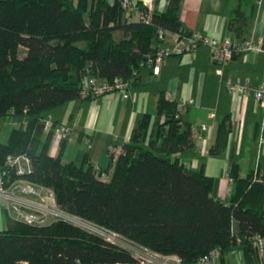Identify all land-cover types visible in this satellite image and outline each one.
I'll return each mask as SVG.
<instances>
[{"label": "trees", "instance_id": "1", "mask_svg": "<svg viewBox=\"0 0 264 264\" xmlns=\"http://www.w3.org/2000/svg\"><path fill=\"white\" fill-rule=\"evenodd\" d=\"M85 8L83 0H0V116L27 118L0 141V167L6 155L26 154V179L50 188L61 210L159 255H175L180 264L195 263L212 248L222 261L235 247L243 264H264L248 239L264 236V177L257 180L256 167L239 177L234 163L227 201L212 195L203 166L192 169L172 157L190 145V132L180 127L177 102L162 92L153 113L135 118L120 152L99 168L106 180L85 156L78 164L61 162L64 141L50 155L53 128L42 130L43 114L79 98L85 73L130 78L133 70L150 68L145 55L160 43L158 29L181 33L178 0L147 22L130 19L119 0H90L87 22ZM244 17L239 5L231 10L233 42L243 39ZM228 132L223 119L208 153L224 150ZM115 263L139 264L127 248L62 220L29 225L6 217L0 230V264Z\"/></svg>", "mask_w": 264, "mask_h": 264}, {"label": "crops", "instance_id": "2", "mask_svg": "<svg viewBox=\"0 0 264 264\" xmlns=\"http://www.w3.org/2000/svg\"><path fill=\"white\" fill-rule=\"evenodd\" d=\"M168 1L153 0V11H164ZM83 2L86 8L82 16L87 22L90 0ZM129 2L134 10L140 7V0ZM237 5L245 16L241 23L242 38L255 42L259 39L261 51L239 52L228 62L218 64L210 48L199 45L180 55L163 58L156 73L150 68L140 69L127 97L105 93L93 99L77 98L44 112L45 118L71 126L60 161L78 164L85 156L92 166L106 169L109 165L107 145L121 148L128 140L135 118L146 112L152 114L157 95L162 92L165 98L177 103L192 100L179 112L180 127L188 126L191 143L174 156L192 169L203 166V172L213 179L212 195L227 201L230 169L234 163L239 177H244L254 167L258 170L257 180L264 177V105L251 94L233 93L225 85L226 81L248 82L253 87L264 84V0H178V17L184 33L199 32L218 41L223 38L235 41L238 38L235 39L227 22ZM171 44L170 34L156 46ZM21 118L26 117H18ZM223 119L229 124L225 148L220 153H208L214 143L216 127ZM83 138L88 139L89 146ZM56 150L51 145L50 152L55 154ZM262 207L264 209V198ZM232 250L223 254L222 261L218 259L213 264H238L240 249ZM145 251L150 255L149 250Z\"/></svg>", "mask_w": 264, "mask_h": 264}, {"label": "built area", "instance_id": "3", "mask_svg": "<svg viewBox=\"0 0 264 264\" xmlns=\"http://www.w3.org/2000/svg\"><path fill=\"white\" fill-rule=\"evenodd\" d=\"M123 10H131V17L134 20L149 21L153 12V0H140L141 9H132L129 0H119ZM137 13V14H134ZM172 36V44L170 46H156L151 54L145 55L146 64L150 66L151 72H157L159 62L168 56L180 55L191 51L199 45L208 46L212 53V58L218 64H223L232 59L233 55L244 51H261L257 41L242 39L239 42H233L227 38L216 40L209 38L199 32L180 34L170 33L163 29L157 30L159 42L165 40L170 35ZM159 44V43H158ZM264 54V50L262 51ZM143 67V66H141ZM136 76V70H133L130 78H121L119 76L112 77L109 80L99 79L95 76L85 73L79 85V98L88 99L96 98L105 93H119L122 97H127L128 89L133 83ZM226 88L236 94L248 95L251 94L253 99L264 105V84L253 87L248 82H225ZM191 99L180 101L177 103L178 112L182 110L186 104L191 102ZM53 128L52 138L53 145L58 146L70 131V127L65 124L54 123L51 120L44 118L42 120V130L47 132ZM87 146L89 142L87 138H83ZM120 152V148L111 144L107 145L106 153L112 160ZM93 170L98 173L100 180H106L107 175L99 172L98 166H93ZM30 159L26 154L6 155L3 165L0 167V205L4 210L5 215L17 222L29 225H43L50 221L62 220L73 224L83 230L94 233L107 241L120 244L124 243L122 237L115 233L109 232L83 218L67 213L61 210L54 202L53 193L50 188L31 182L26 179L25 175L30 173ZM119 239H118V238ZM121 239V240H120ZM252 246L256 249L257 254L264 257V236L253 234L248 237ZM114 240V241H113ZM120 240V241H119ZM131 243V242H130ZM125 244V243H124ZM127 248V246L125 247ZM134 257L137 258L139 264H174L180 263V260L175 255H159L150 251V255L143 247H132ZM131 251V249L127 248ZM233 251V250H232ZM219 251L217 248L210 249L207 253L198 258L197 263L209 264L213 260H218ZM125 264V263H115Z\"/></svg>", "mask_w": 264, "mask_h": 264}, {"label": "rangeland", "instance_id": "4", "mask_svg": "<svg viewBox=\"0 0 264 264\" xmlns=\"http://www.w3.org/2000/svg\"><path fill=\"white\" fill-rule=\"evenodd\" d=\"M129 11V10H128ZM131 13H132V11H130V19H133L132 17H131ZM85 17V16H84ZM87 21V20H86ZM119 35H116V37H118ZM172 37V36H171ZM20 54H22V53H20ZM136 73H137V71H136ZM45 115L43 114V117H44ZM45 118V117H44ZM47 119V118H46ZM27 121V119L26 118H21V119H18V118H12V117H7V116H0V141L1 142H3V141H5V139H6V136H7V133H8V131L12 128V127H18L19 125H21L22 126V124L21 123H23L24 125H25V122ZM16 123H18V126H14V124H16ZM20 123V124H19ZM23 125V126H24ZM65 125H67V124H65ZM20 126V127H21ZM69 126V125H68ZM70 127V131H69V133L67 134V136L63 139V140H61V141H65L67 138H68V136H69V134H70V132H71V126H69ZM51 138H52V136H51ZM60 141V142H61ZM59 142V143H60ZM50 144L51 145H53V140H50ZM59 145V144H58ZM53 147H55V148H57L58 146H54L53 145ZM50 148H51V146H50ZM49 153H50V155H54L53 153H51L50 152V149H49ZM177 154V153H176ZM175 154V155H176ZM174 155H172V157H173ZM207 171V170H206ZM6 215H5V213H4V210H3V208L1 207V205H0V230L1 229H3L4 227H5V225H6ZM118 238V237H117ZM119 239V238H118ZM122 239V241H124V243H121V242H119L120 244H122V245H126L127 246V248H129V249H131V252H133V248L132 247H138L137 245H135V244H133V243H130L129 241H127L126 239H124V238H121ZM120 239V240H121ZM119 240V241H120ZM114 241V240H113ZM125 246V247H126ZM235 253H237L236 251H234ZM233 252V253H234ZM134 254V253H133ZM235 255V254H234ZM262 262L264 263V257L262 258ZM213 263H217V260L215 261V260H213L212 262H210L209 264H213ZM174 264H180V263H174ZM191 264H199V263H197V262H195V263H191ZM238 264H243V261H242V258L240 257V259H239V263Z\"/></svg>", "mask_w": 264, "mask_h": 264}]
</instances>
